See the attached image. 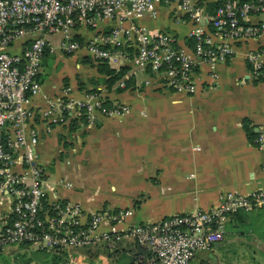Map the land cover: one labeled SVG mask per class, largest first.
Wrapping results in <instances>:
<instances>
[{"label": "crops", "instance_id": "0c3cea01", "mask_svg": "<svg viewBox=\"0 0 264 264\" xmlns=\"http://www.w3.org/2000/svg\"><path fill=\"white\" fill-rule=\"evenodd\" d=\"M262 17L252 15L250 21ZM137 22L153 33L174 35L179 45H193V22L175 1L161 3L156 16L143 15ZM116 25L128 22L107 18L96 27L81 24L75 38L77 35L84 41L93 34L108 33ZM205 30L213 41L221 40L210 22L205 23ZM233 47V55L216 64L214 76L208 65L197 63V90L192 95L174 92L151 71L132 66L128 59L109 63L116 69L129 67L109 86L108 77L98 71L99 62L84 49L47 53L43 62L65 58L71 65L66 64L65 72H58L56 79L45 70L43 74L42 69L40 91L34 98L41 109L46 110L51 101L62 96L84 100L91 95L130 108L119 116L95 113L92 121L83 115L72 118L64 113L35 117L39 139L36 153L44 166L47 198L78 203L85 214L125 212L124 218L113 224L121 231L169 215L211 210L227 191L247 195L260 187L264 183V152L255 146L254 138H249L243 122L247 121L255 136L264 126V83L254 76L247 58L249 52L261 51L264 36L237 40ZM155 106L156 113L152 111ZM39 148L50 156L49 161L40 160ZM60 168L65 169V178ZM82 169L94 170L95 177L108 185L109 194L98 202L84 195V185L68 177V173ZM9 210V201L0 196V224ZM110 227L106 222L100 230ZM228 227L223 241L211 251L199 253L194 263L206 260L223 264L222 245ZM23 251L37 250L19 245L0 252L15 264ZM66 252L70 253L69 264H143L150 257L147 249L130 238L121 239L114 248L100 243Z\"/></svg>", "mask_w": 264, "mask_h": 264}, {"label": "built area", "instance_id": "2783aa9c", "mask_svg": "<svg viewBox=\"0 0 264 264\" xmlns=\"http://www.w3.org/2000/svg\"><path fill=\"white\" fill-rule=\"evenodd\" d=\"M175 1L193 22V45H179L174 35L151 32L137 22L156 16L158 6ZM252 15H263L253 22ZM127 21L108 33L87 40L75 38L82 24L96 27L103 19ZM210 22L219 42L205 30ZM264 36V0H223L209 12L204 0H0V196L10 204L0 224V251L19 245L35 250L65 252L102 243L114 248L123 238L135 240L150 257L143 264H213L198 260L224 239L232 215L264 206V183L247 195L227 191L211 210H193L155 222L117 230L125 212L85 214L78 203L49 200L44 187V166L36 153L38 129L34 122L53 114L81 115L91 121L95 113L119 116L128 105H105L98 96L86 99L59 97L46 110L34 104L40 91L43 59L47 53H74L84 49L95 61L149 69L164 86L179 94L197 90V63L214 68L234 53L240 39ZM131 41V42H130ZM130 49H127V46ZM261 51L247 54L254 76L264 83ZM123 83H121V86ZM66 92V91H65ZM264 152V126L253 139ZM264 171V165L262 167ZM110 229L101 231L103 223Z\"/></svg>", "mask_w": 264, "mask_h": 264}, {"label": "rangeland", "instance_id": "374dc122", "mask_svg": "<svg viewBox=\"0 0 264 264\" xmlns=\"http://www.w3.org/2000/svg\"><path fill=\"white\" fill-rule=\"evenodd\" d=\"M66 64L69 66L71 65V63L65 62V58L58 60V62L55 58H49L47 61L43 62V74H45V70L52 79H56L58 72H65ZM157 109L158 108L155 106L152 108V111L156 113ZM147 120H149V118H147L146 121ZM50 136H53V133ZM38 150L40 151V160L43 162L49 161L50 156L44 155L45 150H43V148H39ZM63 156V162L65 163V155ZM68 168L70 169L71 165H69ZM60 174L65 178V169L60 168ZM50 177H52V179L55 178L51 172ZM68 177H72L74 181L80 185H84V195L93 196L96 202H98L100 197L109 194L108 185L106 186L95 177L94 170L82 169L74 171L73 173H68ZM71 182L73 181L71 180ZM228 225L229 222L227 223V226ZM222 248L223 264H264V214L255 220L253 228H250L247 223L236 227L229 226L227 238ZM51 255L52 253L46 250H37L33 252L23 251L16 258L15 264H50ZM67 255L69 256L70 253L67 252ZM11 263L13 262H11L9 256L0 253V264Z\"/></svg>", "mask_w": 264, "mask_h": 264}, {"label": "trees", "instance_id": "16d2710c", "mask_svg": "<svg viewBox=\"0 0 264 264\" xmlns=\"http://www.w3.org/2000/svg\"><path fill=\"white\" fill-rule=\"evenodd\" d=\"M222 2L223 0L207 2V7L208 9H212V7L214 6L217 7ZM76 38H79V37L76 35ZM193 41L194 40H192V44H193ZM128 68L129 67L127 65H122L118 69H116V68L111 67L109 63L106 61H99L98 63V71L100 72V74H103L108 77V79H106V82L108 83L109 86L113 85L116 81H118L121 77H123V75L125 74V71ZM130 80L126 81L127 85L129 84ZM104 104L108 106L110 105V103L107 100L104 102ZM243 127L246 130L247 135L249 136L250 139L255 137L254 132L251 130V128L248 127L247 121L243 122ZM252 214H255V215H252ZM263 214H264V206L255 208L254 210L250 212L236 213L231 216L230 221H229V226L236 227V226H240L242 224L247 223L248 226H250V228H253L255 224V220L257 218H260ZM21 246H24V245H21ZM67 256L68 255L66 251L65 252H53L50 258V264H69V260Z\"/></svg>", "mask_w": 264, "mask_h": 264}]
</instances>
